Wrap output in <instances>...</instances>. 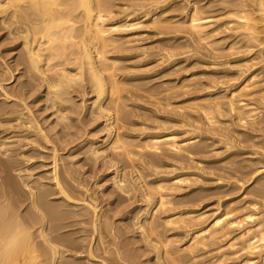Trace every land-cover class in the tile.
Instances as JSON below:
<instances>
[{
	"label": "bare ground",
	"instance_id": "1",
	"mask_svg": "<svg viewBox=\"0 0 264 264\" xmlns=\"http://www.w3.org/2000/svg\"><path fill=\"white\" fill-rule=\"evenodd\" d=\"M116 1L117 0H0V21L7 30V37L8 39L11 38L20 42L13 50H18L15 61L17 65L23 66L21 77H24L25 80L19 83L18 90H15L16 94L15 91L13 93L16 98L23 99L24 95L26 97V93L42 89L36 101L43 102L44 108H41L50 111V115L54 117V123L61 125L59 127L61 128V130L59 129L60 131L53 130H55V132L57 131L56 135L59 137L60 142L62 140L65 142H63V147L64 144L65 146H70L74 143L73 145L76 147H80L81 149L86 148L87 151L84 150L86 153L83 152L84 154L89 153L86 155V159H101L103 166L114 169L112 182L116 191L115 194L118 192L120 195L118 198L120 199L109 204V206L112 204L116 206L115 208H111V212L117 209L120 203L124 201L121 197L124 193H129L127 191L128 187L133 188V191L137 192L139 201L144 205H142L138 211L136 208V213L133 212V210L126 212H128L127 214L129 216L131 215L129 213L134 214L128 217L130 219L129 229H133L134 232L136 231V233H138V244L139 246L141 244V246L136 249L142 252L141 256L144 257V255H147L149 257L152 254L153 258H151L153 262H155L154 264H196L197 260H200L199 257L201 258L202 255L198 254L201 252L199 250H206L209 245L212 246L214 243L216 245V242L220 241L219 239L222 237H226L231 232L237 231L236 235L230 238L226 245L223 244L227 246L228 250H234L233 253H231L234 254V256L242 254L240 256L241 260L239 261L235 258V261L238 260V263H233L264 264V218L259 216L264 215V213L262 214V211H264V0H144L141 3H133L134 1L128 3V1L125 7L119 9L118 14L114 13L115 10H113V8L115 9ZM123 2H125V0ZM180 9L182 12L185 10V21H173L165 18V14L172 11L180 12ZM117 10L118 9H116V12ZM218 11H220L221 15L216 14L219 13ZM166 22L184 24L183 28L191 36L190 41L199 47H213L212 49L214 51H218L221 50L219 42L214 44L217 47L212 45L215 38H218L215 42L219 40L225 43L227 40H230L228 52L231 50H240L241 53H245L244 55H246L247 58L244 59V61H246L247 64L245 68L242 66L241 68L239 66L237 68L235 67L236 65L234 66L229 60L225 62L222 61L223 63L220 65L221 67L223 66L222 73H224V75L222 74V76L227 78L231 72H234L237 76H232L231 73V80L228 79L230 77L227 78L229 81L224 78L223 81L225 82H220L221 85L224 84L221 88L216 87L219 79L216 80L215 78L216 86H209L207 90V85H201L202 87L206 86L205 88L207 91L204 90L206 93L198 96L196 100L201 99L200 101H197V103H190L191 101L189 100L190 104L186 105H183L182 102L183 106L179 105V109L182 110L181 113L178 111L179 114L175 117H166V120L171 125L166 127L159 126L162 130L161 132H145V137L141 138L140 134H143V132L140 134L138 133V135H133L135 131L133 133L131 132L132 134L129 132L133 128H129L130 130L125 128L126 124H131L133 121L132 119H134L133 117L142 115L143 117H148V119L150 117H155L163 120H165V117L159 115L162 114L160 110L155 111V109H151L150 105H147L150 108H146V105V107L139 105L141 104V98L138 99V102H135V100L142 96L144 99L145 97L148 99L149 96H153L155 98L152 99H155L154 102L156 105L164 106L162 104L165 102V98L169 97L177 87L182 90L181 92L183 93L179 95V97H183L184 93H187V91L192 92V90L195 89L196 79L194 80L190 76L191 80H189V78L188 81L185 82V80H187L186 78L180 85L175 84V87H165L166 84L154 88L149 86L146 87L147 85L143 87L145 85L144 83H142L144 85L135 86L131 83L130 76H128L130 77L129 80L128 78L122 79V76L119 75V71L121 70H119L120 64L118 65V60L110 57L109 54L112 51H116L120 55V53L126 51V55V53L130 51V53L137 52L140 53L141 56H144L147 50L138 46L140 38L136 30L139 25L144 23L155 25L156 35H163L165 34ZM2 24H0V26ZM168 28H172V26ZM187 41L189 42V40ZM159 42L162 43L163 46L161 47L162 51L159 50L160 52L170 47L165 55L159 58L156 57L160 60V62H158L160 66L166 63L165 61H172L171 58L177 55V53L173 51V48H178V51L181 45L189 47L191 43L186 41L185 43H180V41L172 44L169 39L165 40V38L162 37L158 40V43ZM204 47L203 49L208 50ZM222 48L224 47L222 46ZM132 50H134V52H131ZM159 51L157 52L159 53ZM157 52L153 53L158 54ZM205 52L207 53V51ZM240 52L238 53L241 54ZM218 53H220V51ZM156 54L153 55L156 56ZM147 55L149 56V54ZM151 55L152 52L150 56ZM166 55L167 58L165 57ZM217 55L218 54L214 55V57ZM146 57L147 56H145V58ZM164 57L165 59H163ZM176 57H178V55ZM189 57H191V55L188 56V58ZM222 59H224V57ZM132 60L135 59L133 58ZM176 60L175 62H177ZM213 60L215 59L213 58ZM136 63L137 62H135V64ZM251 63L254 64V66H258H256V69H254L255 67L252 68L254 69L253 71L250 70ZM8 66L9 65H7V69L5 66V69L6 73L10 74L8 72L12 73V71ZM140 66L142 67V65ZM210 68H212V64ZM125 69L126 68L123 70ZM127 70L129 71L130 69H126V71ZM145 71L150 72V69L147 68ZM142 72H144L143 69L141 73ZM157 72L155 68L153 73L156 74ZM170 74H172V70ZM192 76L194 75L192 74ZM5 77L4 74V77H2L3 80H0V91H3L4 96L7 97L10 92H7V89L5 91V85H7L5 83L11 76L9 79ZM159 78H157V81ZM208 79L211 80L210 78ZM86 80L87 84L88 82L90 83L89 87L94 93V99L88 107L83 108L81 111L74 101L73 93L75 91L86 93ZM212 80L208 82V84L212 83ZM140 82L141 81H139V83ZM158 84L160 83L158 82ZM193 85L194 88L190 91L188 88H191ZM197 86L198 85H196V87ZM199 87L200 86H198V88ZM136 89L139 91V94L136 95L139 97L132 94ZM138 91L136 93H138ZM140 91H145L146 93H140ZM201 91H198V94H200ZM193 93L194 91L192 94L190 93V95H193ZM14 94L13 97H15ZM134 96L137 98L134 99ZM13 97L10 96L11 99ZM177 97L172 99L178 100L179 97ZM19 99L17 100L20 101ZM167 99L166 102L169 103L170 101H167ZM172 99L171 101H173ZM193 100L194 98L192 101ZM2 102L6 104L4 100ZM186 102L188 101L185 100V103ZM12 103L14 106L11 107H9L10 105L0 106L2 116L4 114L8 117V114L13 115L18 113L14 115L16 119L20 121L22 125H25L24 127H28L27 129H29V132H35L32 133L33 135L39 134L40 136H38L40 138H37L41 141L44 139L46 142L47 135L43 133L44 131L42 128L35 124L36 122L32 119L26 117L27 113H25L26 115L24 112L19 113V111H21L18 110V105H20V103L18 104L17 101ZM151 103H153V101ZM24 106H26V104ZM173 106H175L176 109L178 108L177 105ZM26 109L27 108H23L22 111ZM194 109L196 112L193 111ZM142 110L145 111L143 112ZM197 110L201 112L199 113ZM194 112L199 113V115L202 113V116L198 118ZM225 114L230 116V118L227 119H230L229 121H231L233 125L244 126V131H238L235 128H224L225 131H228L225 132L222 127L223 131H221V128V130L215 128L216 126L214 125L219 122L216 118H218V116L224 117L223 115ZM74 115H76V117ZM98 118L104 120V128L107 132L102 141L93 140L89 134L85 132L87 129L84 128L87 121ZM79 121L82 122L81 126L77 125ZM0 123L2 122L0 121ZM16 123L17 122H15V124ZM21 123H18V125H21ZM229 123L230 122H228V124ZM228 124L227 126H229ZM1 125L4 126V124ZM19 126L17 127L18 129ZM73 128L74 130L76 128L77 131H70ZM19 130H21V126ZM18 131L17 135L19 136L20 133L18 134ZM23 131L25 132V129ZM23 131L21 135H24L22 134ZM232 134L238 135L237 137H243L240 142L246 145H241L240 149H237L238 145L233 146V142L230 144L229 140H232ZM21 135L20 138H23L24 136L21 137ZM53 136L55 137V135ZM9 138L14 139V135ZM35 138L33 136V139ZM137 138L139 139L137 140L138 142H136ZM27 139L25 138L23 140L28 142ZM33 139L30 140V142L32 141L31 144L37 141H33ZM23 140L20 141L23 143ZM55 140H57V143L59 142L58 138ZM78 140L79 142H77ZM26 141L25 143H27ZM216 141L232 145L226 148L229 154L227 158L207 161L206 158L209 156L206 155V157L204 155L208 153L207 149H210L209 142L215 143ZM0 143H2V141ZM8 144H10V142ZM28 144L30 145V143ZM34 144H39V142L37 141V143ZM59 144H62V142ZM13 145L12 143V146ZM3 146L4 145H2V147ZM5 146L7 145L5 144ZM25 146L27 147L28 145H24V147ZM35 146L37 145L33 147ZM73 147L71 146V148ZM9 148L10 147H8L7 152H9ZM62 149H65V147ZM3 150L6 151L5 149ZM38 150L35 151L37 152ZM4 151H2V153L7 157L9 154L7 155ZM15 151L17 150H12V152ZM54 152L55 153L52 152L54 154V164L52 166L53 182L56 189L55 194L56 196H60L58 198H60L59 201H61V203L53 204V202H50L51 199L49 200L48 198L49 196L51 198L54 192L52 193V190L45 187L46 184L42 183L44 179L42 180L39 178L42 180L41 183L37 182L40 184L39 189L37 191H35V189L32 191L30 188L31 190H28L29 192L26 191L28 192V197H26V199L27 201L29 200V202L25 200L28 204L27 209H25L26 212L21 209L19 210L22 212L19 211L17 205H19V202L26 196L22 185H25V188H27L28 184L30 185L29 176L28 181L23 178L24 181L22 182L21 180H16L11 174V170L15 167V165L13 166L15 161H12V163L10 158L9 161L0 159V172L2 173V171H4L5 173V176H2L3 179L0 181V198L2 199L0 202V264H82L81 262L83 261L94 263L96 259H98V261L100 260V264H137V262L135 263L138 258L137 254L130 253L131 251L129 252L127 244L119 246L118 239H122L123 236H119L120 234H118V232H120V230L116 232V228L110 222L111 216L109 217L107 214L109 210L107 209V211H105L106 209L104 210L100 207L101 202L98 204V200H101L91 191L92 189L84 187L82 183L79 182L80 178L78 177V179L76 177L78 175L75 169L73 170L72 167L67 166L68 163L60 159L62 157L61 155H59L61 157L58 156L59 159L65 161L67 165L64 163L62 166H59L56 159L58 158L57 150ZM245 155L247 157H245ZM8 157H10V155ZM167 159L173 161V163L168 164V166L174 168V170L169 172L173 173L170 176H165L164 172H160L157 169V166L161 163H165ZM190 162L196 163L194 169L201 171L202 174L205 173V166L201 169L200 164L204 165L206 163H208L207 168L209 170L226 171L225 169L232 168L235 173H241L243 175L242 178L246 179V181L242 179L243 182L238 181V186L235 185V183L231 185L234 189L239 187L240 189L246 190L245 193L252 197L249 203L251 207L246 212L239 213L236 216H234L235 214L233 211L237 209L241 211L243 207H228L229 210L223 213L222 211L214 212L210 216L207 212H201L198 208L196 209V205H198V207L201 206H199L201 202L199 204L198 202L201 200L203 201V199L209 196H217L218 203H221L220 199L229 195V189L228 186L223 185V182L226 180L223 181L224 178L222 176H216L215 183L217 182V185L214 186V188L211 187L212 189L203 185L186 193H182L181 195L176 194V191L183 186V178L190 180L192 177L191 175H193V173H191L193 167L187 165L190 164ZM193 163L191 164L193 165ZM154 167L155 169H153ZM229 172L231 174V171ZM154 175L157 177L156 179L152 178ZM198 176L202 177L201 173ZM208 178L210 179V177ZM34 182V184H36V181ZM247 182H252V184L249 187H245ZM32 188L36 187L32 186ZM189 204H194L192 208L195 209L188 210L187 207L182 206H189ZM259 204L260 206L257 207ZM259 207H263L260 208V210L262 209L261 212H259ZM184 208L187 209L185 210ZM219 208L220 207H218V209ZM232 213L234 215L231 216ZM206 214L209 217H206ZM68 218H76V220H78L77 222L82 224L83 229V226H90L88 229L90 232L84 231L87 235L88 233L90 234V238L86 235L85 241L87 242H84V239H82V242H79L77 239H74V237L65 234L66 232H61L64 228L72 226V222L67 224L66 220ZM71 221H73V219ZM88 226L85 228H88ZM253 226H256L254 230ZM79 231L80 230H78V232ZM170 232L173 234H169ZM182 232L186 234L187 232L191 233L185 247L177 244L180 242V239L178 241V234ZM78 236H80V234H78ZM182 236H180L181 239ZM87 238L90 239L89 242ZM125 243H127V241ZM132 245L134 247L136 246V244ZM225 246H220L218 249L221 250ZM131 247L130 250H132ZM125 249L126 251L124 252ZM215 249L216 253H220L217 254L219 255L218 260L208 261L204 264H219V262H222L231 251L228 252L225 248L226 250H224V252L222 251V253L218 251L216 247ZM225 251L228 253L225 254ZM206 252L207 251L204 253ZM231 254L229 256H231ZM233 260L234 259L231 261ZM138 262L140 261L138 260ZM199 262L200 261H198V263ZM88 263L86 262V264ZM95 264L98 263L95 262Z\"/></svg>",
	"mask_w": 264,
	"mask_h": 264
},
{
	"label": "rangeland",
	"instance_id": "2",
	"mask_svg": "<svg viewBox=\"0 0 264 264\" xmlns=\"http://www.w3.org/2000/svg\"><path fill=\"white\" fill-rule=\"evenodd\" d=\"M122 1V0H121ZM121 1H116L115 2V9L113 8V10H115L114 11V13H116V14H118L119 13V9H122L123 7H125V5L126 4H128V3H132V1H134L133 3H141V2H143L144 0H125V2H121ZM129 1V2H128ZM148 1H151V0H148ZM152 1H154V0H152ZM128 2V3H127ZM125 3V4H124ZM117 6V7H116ZM116 9H118L117 10V12H116ZM184 12H185V10H183V12L181 11V9H180V12H178V11H175V12H169V13H167V14H165V18H168V20H173V21H180V22H183V21H185L186 20V18L184 17ZM219 13H216V14H220L221 15V13H220V11H218ZM223 15V14H222ZM0 19H1V16H0ZM184 19V20H183ZM0 24H2L1 23V21H0ZM169 26H172V28H168ZM138 27V26H137ZM175 27V28H174ZM184 27V24H182V23H165V34H163V35H156V29H155V25H151V24H148V23H144V24H141V25H139V27H138V29L136 30L137 32V34L139 35L138 37L140 38V41L138 42V46H140L141 48H144V49H146L147 51H146V53L144 54V56H141V54L140 53H137V52H134V50H132L131 52H134V53H137V54H134V53H130V51L128 52V53H126V55H125V52L123 53H120V55H121V57H120V55H119V53L118 52H116V51H112L110 54H109V56L110 57H113V58H116L117 60H118V65H119V67H120V69L119 70H121V71H119V75L120 76H122V79L123 78H128V80L130 79V77H131V83L133 84V85H135V86H137V85H144L143 87H145L146 85V87H156V86H159L160 87V85L162 86V84H166V86L165 87H167V86H172V87H175L176 85L175 84H177V85H180L186 78H187V80H185V82L186 81H188V79L189 80H191V77H192V79H196L195 81H196V83H195V89L194 90H192L193 88H194V85L193 86H191V88H188L190 91L192 90V92L194 91V93H193V95H190V93L192 94V92H189V91H187V93H184V98L182 99L181 97H179V95H182L183 93L181 92L182 90H180V89H178V87H177V89H174L175 90V92H174V90H173V92H172V96L171 95H169V97H172V98H174L175 99V97H177L178 98V100H174V99H172V98H169V97H167V98H165V102L162 104V105H164V106H159V105H156V103L154 102V100L155 99H152V98H155V97H153V96H149L148 97V99H146L147 97H145V99H144V97L142 98V97H139V96H137L138 94H139V91L137 90L138 89V87H137V91H138V93H136L137 91L135 90V92L133 91V93L132 94H135V96H137V97H139V98H137V100H135V102L137 101L138 102V99H140V103L141 104H139V105H142L143 107L146 105H150V107H151V109H155V111H157V110H160V112L162 113V114H159V115H163L164 117H165V120H163V119H159V118H155V117H150L149 119H148V117H143L142 115L141 116H135V117H133L134 119H132L131 121V124H126V129H132V130H130L129 132H130V134H132L134 131H135V133H133V135L135 134H137L138 135V133L140 134L141 132H143V134H140L141 136V138H143V137H145V135H146V133H148V132H151V133H157V132H161L162 130L159 128V126L160 127H163V126H169V125H171L167 120H166V117H175L177 114H179V113H181L182 112V110L181 109H179V107L182 105V102H183V105H186V104H190V103H197V101H200L201 99H199V100H196L197 98H198V96H200L201 94H204V93H206L205 91H207L208 90V88H209V86H216L215 85V83H216V81L214 80V78L216 79V80H218V82L220 83V82H222L223 80H224V78L227 80V78L228 77H230V78H228V79H230L231 80V73H232V76L234 75V76H237V75H235L234 74V72H231L228 76H227V78L226 77H224V76H222V74L224 75V73H222V69H223V66L221 67L220 65H221V63H223V62H225V61H228L229 60V62L230 63H232L235 67H237L238 68V66L241 68V66L243 67V68H245V66H246V64H247V62L246 61H244V59H246L247 57H246V55H244L245 53H241L240 52V50L238 51V50H231L230 52H228V50H229V48H228V45H229V41L230 40H227L225 43H223V41H217V42H215V40H217L218 38H215V40H214V43L212 44V45H214V44H217L218 42H219V47H220V49L221 50H218V51H214L212 48H208V47H206L208 50H206V49H203V47L204 46H201V47H199V46H196V44L195 43H192L191 41H190V35L188 34V32H186V30L183 28ZM131 32V31H130ZM161 37L162 38H165V40H170V42L173 44V43H177V42H180V43H185V41L186 42H188L187 40H189V42H191L189 45V47L188 46H185V45H181V47H183V48H181V47H179V50L177 51V49L178 48H173V51L174 52H176L177 53V55H178V57H173V58H171V60L172 61H165L166 63H164V64H162L161 66L159 65L160 63H158V62H160V60L158 59L160 56L162 57L163 55H165L166 54V52L167 51H169L168 49H170V47L168 48V49H165V51H163V52H160V51H162L161 50V47H163L162 46V43H158V40L159 39H161ZM188 42V43H189ZM20 42H18V41H16V40H13V39H11V38H9L8 39V37H7V30L4 28V26H3V24L0 26V73L2 74V71H3V76L0 74V76H1V79L0 80H3L2 79V77H4V74H5V78L6 79H9L10 78V76H11V78L9 79V80H7V82L5 83V84H7V85H5V91H6V89H7V92H10V93H8V95L9 96H4V92L3 91H0V106H2V105H5V106H9V107H11V106H14V105H12L13 103L12 102H15V101H17V103L19 104L20 103V105L21 104H23V105H18V110H21V111H19V113L20 112H24V114L25 113H27V115H26V117H28L29 119H32L34 122H36L35 124H37L38 126H40L41 128H42V130L44 131L43 133H45L46 135H47V140H46V142H45V140L44 139H42V141L39 139L40 137V135L39 134H32V133H35V132H29L28 130L29 129H27L28 127H24L25 125H22V123L20 122V121H18L17 119H16V116H14V115H17V114H8V117L7 116H5L4 114H3V116H2V112H0L1 114V116H0V119L1 118H7V120H6V118H5V122L7 123V121H8V125L4 122V118L3 119H1L0 121L2 122V123H0V142L2 141V143H0V148L2 147V145H4L5 146V144L7 145V146H3L2 148H1V150H0V159L1 160H3L4 159V161L5 160H10L11 159V162L13 161H15L14 163L15 164H13V166L15 165V167H13V169L11 170L12 172H11V174H12V176H13V178L15 177L16 178V180H18V181H20L21 180V182L22 181H24L25 179L28 181V176H29V182H30V185H29V187H28V185H27V188H25L26 186L25 185H22L23 186V191L26 193V196H25V198H23L24 199V201H23V199L21 200V202H19V205H17L18 206V210L19 209H21L22 211L24 210V212H26L25 211V209H27V207H28V204H27V202H29V200L27 201V199H26V197H28V192L32 189V191L35 189V191H37L38 189H39V185L40 184H38L39 182L41 183V181H42V183H44V184H46V188L47 189H50V190H52V193H53V195H51V198H50V196H49V200H50V202H53V204H60L61 203V201H59L60 200V198H58V197H60L59 195L58 196H56V189H55V186H54V182H53V164H54V154L53 153H55L54 151L55 150H57V157L59 156V155H61V156H59V157H61L60 159H63V160H65L67 163H68V165H67V163H65V161H63V160H60L59 159V157L58 158H56L57 159V163L59 164V166H62L64 163H65V165H67V166H69V167H72V169L74 170L75 169V171H76V173H77V175L78 176H76L78 179H79V182L80 183H82V185L84 186V187H86V188H89V189H92L91 191H93L94 193H95V195H97V197L101 200V201H99L98 200V204L101 202V204H100V207H102L105 211H107V209L109 210V212H107V214H108V216L110 217L111 216V220H110V222L113 224V226L116 228L115 230H116V232H118L117 230H120V232H118V234H120L119 236L121 237V236H123V238L121 239V238H119L118 239V241H119V246H122V245H128L127 247H129V252L130 253H135V254H137V259L140 261V262H138V260L136 259V261H135V263L137 262V264H154L155 262H153V260H152V258H153V255L151 254H148V255H150L149 257L147 256V255H144V257L143 256H141V254H142V252L139 250V249H136L137 247L139 248L140 246H141V244H140V246H139V244H138V233H136V231L134 232L133 231V229H129V227H130V219L128 218V217H130V216H132V214L133 213H129V214H131L130 216L127 214L128 212H126V211H132L133 210V212H137L138 211V209H140L141 208V206L142 205H144L141 201H139V199H138V195H137V192H135V191H133L134 189L133 188H131V187H128L127 188V191L129 192V193H124L123 195H122V197L121 198H123L124 199V201L122 202V203H120V205L118 206V208L117 209H115L114 211H112L111 212V208H115L116 206H114L113 204V206L112 205H110L109 206V204L110 203H113V202H116V200L117 199H120V198H118V196H120L119 195V193L117 192V194H115V189H114V185H113V182H112V177L114 176V169H109V168H107L106 166H103V164H102V161H101V159H98V160H93V159H90V158H88V159H86V155H88L89 153H87V154H84L83 152H85L86 153V148H84V149H81L80 147H76L75 145H73V144H71L70 146L68 145V146H65V144H64V147H65V149H62V148H64L63 147V140L61 141L62 142V144H59V143H61L60 142V140H59V137L56 135V133H57V131H60L61 130V128H59L61 125H57L56 123H54V117H52L51 115H50V111H46V110H44V109H42L41 107H43V102H41V101H36V98H37V96L39 95V93H40V91H42V89H37V90H34V91H31V92H29V93H26V97H25V95H24V97H25V99H24V97H23V99H19L18 97L16 98V96H15V94H16V91L18 90V85H19V83L21 82V81H23V80H25V78L24 77H21V73H22V68H23V66H20V65H17V63H16V58H17V51L18 50H13L14 49V47H16L18 44H19ZM161 44V45H160ZM160 46V49H159V46ZM224 47V48H222V46ZM185 46V47H184ZM192 46V47H191ZM195 46V47H194ZM215 47H217L216 45H214ZM204 47V48H205ZM218 47V48H219ZM167 48V47H166ZM197 48V49H196ZM199 48V49H198ZM203 49V50H201V49ZM226 48H228V49H226ZM175 49V50H174ZM185 49V50H184ZM210 49H212V50H210ZM223 49H225V50H223ZM160 50V51H159ZM181 50V51H180ZM183 50V51H182ZM136 51V50H135ZM157 51H159V53L157 52ZM172 51V52H173ZM205 51H207V53L205 52ZM208 51H210V52H208ZM212 51V52H211ZM220 51V53H218ZM116 52V53H115ZM151 52H152V57L150 56V54H151ZM153 52H157L158 54H156V53H153ZM165 52V53H164ZM170 52H171V50H170ZM186 52V53H185ZM199 53V54H197V53ZM238 52H240L241 54H239ZM163 53V54H162ZM183 55H182V54ZM185 53V54H184ZM210 53V54H209ZM213 53H215V54H213ZM228 53V54H227ZM234 53V54H233ZM147 54H149V56L147 55ZM153 54H156V56L155 55H153ZM161 54V55H160ZM180 54V55H179ZM192 54H195V55H192ZM197 54V55H196ZM216 54H220L219 55V57H218V55L217 56H215L214 57V55H216ZM230 54V55H229ZM236 54V55H235ZM243 54V55H242ZM191 55V57H189L188 58V56H190ZM209 55V56H208ZM210 55H212V56H210ZM232 55H234V56H232ZM115 56V57H114ZM134 56V57H133ZM138 56V57H137ZM141 56V57H140ZM145 56H147L146 58H145ZM186 56V57H185ZM200 56V57H199ZM118 57V58H117ZM125 57H126V59H125ZM128 57H129V59H128ZM156 57H158V58H156ZM166 58H167V55L165 56ZM165 57L163 58V59H165ZM216 57H217V59H216ZM224 57V59H222V58ZM226 57V58H225ZM135 59V60H132V59ZM136 58H138V59H136ZM142 58H144V59H142ZM185 58V59H184ZM197 58V59H196ZM198 58H200V59H198ZM213 58L215 59V60H213ZM142 59V60H141ZM156 59V60H155ZM177 59V60H176ZM181 59V60H180ZM221 59V60H220ZM231 59V60H230ZM122 60V61H121ZM129 60H132V61H129ZM139 60V61H138ZM167 60V59H166ZM174 60V61H173ZM175 60L177 61V62H175ZM184 60H186V61H184ZM144 61V62H143ZM182 61V62H181ZM212 61H213V63H212ZM219 61V62H218ZM223 61V62H222ZM3 62V63H2ZM122 62V63H121ZM135 62H137L136 64H135ZM155 62H157V63H155ZM210 62H211V64H212V68H210L211 67V64H210ZM214 62H215V64H214ZM141 63V64H140ZM147 63H149V64H147ZM151 63V64H150ZM174 63V64H173ZM176 63H177V65H176ZM195 63V64H194ZM197 63V64H196ZM204 63V64H203ZM5 64H7V65H9L8 66V68H10L11 69V71H12V73L11 72H8V73H10V74H7L6 73V69H7V65H5ZM125 66H124V65ZM126 64H127V66H126ZM155 64V65H154ZM250 64V63H249ZM129 65H131V66H129ZM136 65V66H135ZM140 65H142V67L140 66ZM145 65V66H144ZM158 65V66H157ZM176 65V66H175ZM207 65V66H206ZM216 65V66H215ZM252 65V66H251ZM251 65H250V70L251 71H253L254 69H256L258 66L257 65H255L254 66V64H252L251 63ZM5 66H6V69H5ZM163 66V67H162ZM175 66V67H174ZM210 66V67H209ZM257 66V67H256ZM3 67V68H2ZM122 67V68H121ZM128 67H130V68H128ZM136 67V68H135ZM139 67V68H138ZM161 67V68H160ZM214 67H216V68H214ZM218 67H220V68H218ZM249 67V66H248ZM255 67V68H254ZM124 68H126V69H130L129 71L127 70L126 71V69L125 70H123ZM138 68V69H137ZM150 69V72H146L145 71V69ZM152 68H154V69H152ZM155 68H156V70L158 71L156 74H154L153 73V70L155 71ZM252 68H254V69H252ZM2 69V70H1ZM142 69H143V71L144 72H142L141 73V71H142ZM161 69V70H160ZM217 69V70H216ZM5 70V71H4ZM140 70V71H139ZM171 70H172V74H173V70H174V74L172 75V74H170V72H171ZM177 70V71H176ZM221 70V71H220ZM124 71V72H123ZM137 71V72H136ZM168 71H170V72H168ZM122 72V73H121ZM125 72H127V73H125ZM134 72V73H133ZM136 72V73H135ZM140 72V73H139ZM165 72V73H164ZM168 73V75H167V73ZM151 73V74H150ZM159 73H160V75H159ZM215 73V74H214ZM126 74V75H125ZM136 74V75H135ZM145 74V75H144ZM146 74H147V76H146ZM192 74L194 75V76H192ZM209 74V75H208ZM213 74V75H212ZM220 76H219V75ZM124 75V76H123ZM135 75V76H134ZM162 75H164V76H162ZM177 75V76H176ZM126 76V77H125ZM128 76H130V77H128ZM133 76V77H132ZM137 76V77H136ZM151 76H153V77H151ZM158 76V77H157ZM191 76V77H190ZM198 76V77H197ZM217 76V77H216ZM148 77V78H147ZM150 77V78H149ZM160 77V78H159ZM201 77H203V78H201ZM4 78V79H5ZM133 78V79H132ZM139 78H140V80H139ZM153 78V79H152ZM154 78H155V80H154ZM157 78H159L158 79V81H157ZM162 78V79H161ZM175 78V79H174ZM177 78V79H176ZM182 78V79H181ZM184 78V79H183ZM198 78V79H197ZM208 78H210L211 80H212V83H209V84H212V85H209L208 84V82H210L211 80H209ZM234 78V77H233ZM138 79V80H137ZM147 79V80H146ZM152 79V80H151ZM180 79V80H179ZM205 79H206V81H205ZM133 80V81H132ZM143 80V81H142ZM168 80H169V82H168ZM176 80V81H175ZM202 80V81H201ZM207 80H209V81H207ZM221 80V81H220ZM139 81H141L140 83H139ZM152 81V82H151ZM213 81H215V82H213ZM227 81H229V80H227ZM87 82V80L85 81V83ZM137 83V84H135V83ZM158 82L160 83V84H158ZM164 82V83H163ZM168 82V83H167ZM184 82V83H185ZM207 82V83H206ZM217 82V88H221L224 84H222L221 85V83L219 84ZM223 82H225V81H223ZM84 83V84H85ZM142 83H144V84H142ZM174 85H173V84ZM179 83V84H178ZM200 85H199V84ZM203 83V84H202ZM4 84V83H3ZM87 84V83H86ZM158 84V85H157ZM169 84V85H168ZM207 85L208 87H207V90H206V86H204V87H202L201 85ZM154 85V86H153ZM196 85H198V86H200L199 88H198V86L196 87ZM87 86V90H86V93H83V92H74L73 93V96H74V101H75V103L77 104V106L79 107V109L82 111V109L83 108H85V107H88L89 106V104L92 102V100L94 99V93L91 91V88L89 87L90 86V83L88 82V84L87 85H85V87ZM140 88V87H139ZM203 88V89H202ZM213 88V87H212ZM187 89V90H188ZM211 89V88H210ZM209 89V90H210ZM8 90H10V91H8ZM16 90V91H15ZM75 90V89H74ZM74 90H71V91H74ZM176 90H177V92H176ZM197 91V93H196V91ZM201 90H203V91H201ZM205 90V91H204ZM12 91V92H11ZM15 91V94L13 93ZM198 91H201V93L200 94H198ZM142 92H145V91H140V93H142ZM180 92V93H179ZM188 92H189V94H188ZM3 93V94H2ZM14 94V96L15 97H13V94ZM146 93V92H145ZM173 93H174V95H173ZM177 93H178V95H177ZM196 93V94H195ZM10 94H12V95H10ZM137 94V95H136ZM166 94V93H165ZM169 94V93H168ZM176 94V95H175ZM185 94H186V96H185ZM188 94V95H187ZM10 96H12L13 98L11 99L10 98ZM135 96L133 97L134 99H136L135 98ZM196 96V97H195ZM151 97V98H150ZM6 98H10L9 99V101L7 102V100L8 99H6ZM16 98V99H15ZM189 98H191V99H189ZM194 98V100L192 101V99ZM17 99H19L20 101H18ZM145 100V102H144V100ZM166 99H167V101L169 100L170 102L168 103V102H166ZM171 99L173 100V101H171ZM5 101L6 102V104H8V105H6L4 102H2V101ZM23 100V101H22ZM142 100V101H141ZM147 100H148V102H147ZM185 100L186 101H188V102H186L185 103ZM191 102H190V101ZM149 101H153V103H151V102H149ZM174 101H175V103H174ZM3 104H2V103ZM22 102V103H21ZM23 102H25V103H23ZM190 102V103H189ZM148 103H150V104H148ZM26 104V106H24ZM144 104V105H143ZM153 104V105H152ZM170 106H169V105ZM156 105V106H155ZM173 105H177L178 106V108L176 109V107L175 106H173ZM180 105V106H179ZM182 105V106H183ZM24 106V107H23ZM145 106V107H146ZM22 109H21V108ZM150 107H146V108H150ZM23 108H27L26 110H24V111H22L23 110ZM44 108V107H43ZM179 109V110H178ZM177 110V111H176ZM143 112L145 111V110H142ZM178 111H179V113H178ZM191 111V110H190ZM193 111H195V109L193 110ZM198 111V110H197ZM31 112V113H30ZM196 112V111H195ZM194 112V114L195 115H197V117L199 118L200 116H202V113L199 115V113L201 112V111H198L199 113H195ZM75 117H76V115H74ZM150 116V115H149ZM224 117H222V116H218V118H216V120L217 121H219L217 124H215L214 126H216L215 128H217L218 130H221L222 128L224 129V128H226V129H233V128H235V129H237L238 131H244V129H245V127L244 126H241V125H239V126H237V125H233L232 123H231V121H229L230 119H227V118H230V116H227L226 114L225 115H223ZM15 119H14V118ZM141 117H143V118H141ZM12 118V119H11ZM137 118V119H136ZM141 118V119H140ZM147 118V119H146ZM221 118H223V119H221ZM220 119V120H219ZM226 119V120H225ZM3 120V121H2ZM85 121H87V120H85ZM104 120L103 119H94V120H89V121H87V123H86V126L84 125V128L85 129H87V130H85V132H87L88 134H89V136L93 139V140H96V141H102V139L105 137V135H106V130H105V128H104V125H105V123L103 122ZM15 122H17L16 124H15ZM220 122H222V123H220ZM228 122H230L229 124H228ZM11 123V124H10ZM12 123H13V125H14V127H13V125H12ZM18 123H21V130L23 131L24 129H25V132H26V134H25V132L23 131V133L22 134H24V135H21V130H19L20 129V126L18 125ZM81 123L82 122H80L79 121V123H77V125H80L81 126ZM134 123V124H133ZM226 123V124H225ZM1 124H4V126L3 125H1ZM133 124V125H132ZM227 124L229 125V126H227ZM19 126V129L17 128L18 126ZM57 125V126H56ZM127 125H128V127H127ZM220 125H222V126H220ZM225 125V126H224ZM15 126H16V128H15ZM24 128H23V127ZM44 127V128H43ZM56 127V128H55ZM222 127V128H221ZM228 127V128H227ZM52 128V129H51ZM221 128V129H220ZM242 128V129H241ZM26 129H27V131H26ZM51 129V130H50ZM53 129H55V130H57L56 132H55V130H53ZM60 129V130H59ZM223 129L221 130V131H223ZM19 130V131H18ZM12 131H13V133H12ZM17 131H18V134H19V136L17 135ZM33 131V130H32ZM50 131V132H49ZM52 131V132H51ZM70 131H74V132H76L77 130H76V128H75V130H74V128L73 129H71ZM224 131H225V129H224ZM227 131V130H226ZM225 131V132H226ZM16 132V133H15ZM49 132V133H48ZM54 132V133H53ZM132 132V133H131ZM146 132V133H145ZM228 132V131H227ZM11 133V134H10ZM15 133V134H14ZM28 133H29V135H28ZM13 137V135H14V139H12V138H9V137H11V136ZM20 135H21V137H23V138H20ZM26 135V136H25ZM39 135V136H38ZM53 135H55V137L53 136ZM233 135V137H232V140H229V142H230V144H232V142H233V146H237V149H240V146L242 145H246L245 143H243V142H240V140L242 141V138H241V136H239V137H237L238 135H234V134H232ZM32 136V137H31ZM33 136H34V138L35 139H33ZM49 136H50V139H49ZM6 137V138H5ZM16 137H19V138H16ZM37 137H39V138H37ZM52 137V138H51ZM8 138V139H7ZM27 139L28 140V142L27 143H25V141L23 140V139ZM30 138H32L33 139V141L34 140H37L38 142H39V144H34V143H37V141L35 142H33L32 144H31V142H30V140H32V139H30ZM58 138V140H59V142L57 143V140H55V139H57ZM70 138V137H69ZM238 138H239V140H238ZM10 139V140H9ZM17 139V140H16ZM4 140V141H3ZM7 140H9V141H7ZM12 140V141H11ZM15 142H14V141ZM20 140H23V143L20 141ZM40 140V141H39ZM137 140H139L138 138L136 139V142H138ZM7 143H6V142ZM10 142V144H8ZM77 142H79V140L77 141ZM228 142V143H229ZM3 143H5V144H3ZM12 143L14 144L13 146H12ZM28 143H30V145L28 144ZM41 143H42V146H41ZM65 143V142H64ZM58 144V145H57ZM75 144H77V143H75ZM24 145H28L27 147L25 146L24 147ZM34 145H37V146H35V147H33ZM40 145V146H39ZM209 145H210V149H207V151H208V153L207 154H205L204 156H209V157H207L206 158V160L207 161H216V160H220V159H223V158H227V156H228V154H229V152H227L226 150V148L229 146H232V145H229V144H225V143H219L218 141H216L215 143H212V142H209ZM227 145V146H226ZM24 148H23V147ZM71 146L73 147V148H71ZM213 146V147H212ZM8 147H10L9 148V152H7V149H8ZM19 147H20V149H19ZM42 147V148H41ZM58 147V148H57ZM221 147V148H220ZM32 148V149H31ZM36 148V149H35ZM39 150H38V149ZM77 148V149H76ZM3 149H5L6 151H4ZM22 149H24V150H22ZM29 149V150H28ZM33 149H34V151H33ZM54 151H53V150ZM12 150L14 151V150H17V151H15V152H12ZM35 150H38L37 152L35 151ZM84 150H86V151H84ZM2 151H4V153H7V155L9 154L10 155V157H6V156H4V154L2 153ZM17 152V153H16ZM21 154H20V153ZM53 152V153H52ZM27 153V154H26ZM39 154V155H38ZM219 154V155H218ZM21 155V156H20ZM33 155V156H32ZM51 155V156H50ZM53 156V157H52ZM245 157H247L246 155H245ZM10 158V159H9ZM204 158V157H203ZM13 159H15V160H13ZM12 162V163H13ZM169 163H173V161L171 160V159H167L166 161H165V163H161L159 166H157V169H158V171H160V172H164L165 173V176H170V175H172L173 173H169L171 170H174V168L172 167V166H168V164ZM191 163H193V162H190V164H187V165H191L192 167H193V169H191L192 171H191V173H193V175H191L190 177H191V179L190 180H188V179H184L183 178V182H182V184H183V186L181 187V188H179V190H177L176 191V194H178V195H181L182 193H186V192H188V191H191V190H193L194 188H197L198 186H205V187H208L209 189H212L211 187H213L214 188V186H216L217 185V182L215 183V181H216V179L215 178H217L216 176H222L223 178H224V180L223 181H225V182H223V185H226V186H228V196H226V197H223V199H220V201H221V203H218V200H217V196H209V197H207L206 199H203V201L201 200V201H199L198 202V204H199V206L200 207H198V205H196L197 207H196V209L198 208L199 209V211H201V212H203V211H205V212H207V214L210 216V215H212L214 212H221L222 211V213L223 212H225V211H227V210H229V208H233V207H243V210H241V211H238L239 209H237V210H234L233 211V213L235 214H231V216L232 215H234V216H236V215H238L239 213H243V212H246L251 206H250V201L252 200V197L251 196H249V195H247L245 192H246V190L244 189H240L239 187V189L237 188V189H234V187L232 186L234 183H235V185H239V182L238 181H240V182H243V180H245L246 181V179H244V178H242L243 177V175L241 174V173H235L234 172V170L232 169V168H227V169H225L226 171H219V170H209L207 167H208V163H206L207 164V166H206V164H200L201 165V169L204 167L205 168V173H203L202 174V172L201 171H199V170H196V169H194V167L196 166V163H193V165L191 164ZM70 164V165H69ZM195 165V166H194ZM226 165V164H225ZM207 168V169H206ZM153 169H155V167L153 168ZM227 170H229V171H231V174H230V172L229 171H227ZM1 171V170H0ZM52 171V172H51ZM196 171V172H195ZM198 171V172H197ZM210 171H211V173H210ZM213 171H214V173H213ZM226 172V173H225ZM234 172V173H233ZM3 173H4V171H2V173L0 172V181L3 179V177L5 176V173H4V175H3ZM196 175H195V174ZM200 173H201V176L202 177H199L198 175H200ZM220 173V174H219ZM225 173V174H224ZM32 176H31V175ZM204 174H206V175H204ZM207 174H209V175H207ZM241 174V175H240ZM52 175V176H51ZM203 175H204V178H203ZM212 175H215V176H212ZM229 175H230V177H229ZM3 176V177H2ZM39 176V177H38ZM41 176V177H40ZM234 176V177H233ZM32 177V178H31ZM51 177H52V179H51ZM208 177H210V179L208 178ZM233 177V178H232ZM240 177V178H239ZM24 180H23V179ZM39 178H41L42 180H40ZM152 178L153 179H156L157 177L154 175V176H152ZM247 178H249V177H247ZM37 179V180H36ZM39 179V180H38ZM150 179V178H149ZM235 179H237V180H235ZM239 179V180H238ZM243 179V180H242ZM33 180V181H32ZM205 180V181H204ZM213 180V181H212ZM26 181V182H27ZM32 181V182H31ZM34 181H36V184H38V185H36V184H34L35 182ZM28 182V183H29ZM38 182V183H37ZM215 184H214V183ZM221 182V183H222ZM237 182H238V184H237ZM220 183V182H219ZM232 184V185H231ZM252 184V182H247L246 183V185H245V187H249L250 185ZM35 185V186H34ZM49 185H51V186H49ZM32 186L33 187H36V188H32ZM38 186V187H37ZM54 186V187H53ZM50 187V188H49ZM51 187H52V189H51ZM31 188V189H30ZM54 189V190H53ZM29 190V191H28ZM235 190V191H234ZM26 191H28V192H26ZM231 191V192H230ZM230 192V193H229ZM115 194V195H114ZM27 202H26V201ZM114 200V201H113ZM2 201V199L0 198V202ZM57 201V202H56ZM119 201V200H118ZM117 201V202H118ZM232 201V202H231ZM25 202V203H24ZM23 203V204H22ZM233 203V204H232ZM196 204V203H195ZM192 205H194V204H192ZM192 205H190L189 204V206H186V205H182L183 207H187L188 208V210H191V209H195V208H192L193 206ZM253 205V204H252ZM21 206V207H20ZM104 206V207H103ZM222 206V207H221ZM258 206H260V204L259 205H257V207ZM195 207V206H194ZM218 207H220L219 209H218ZM229 207V208H228ZM136 208H137V211H135L136 210ZM182 208V207H181ZM187 208H184L185 210L187 209ZM228 208V209H227ZM260 208H263V207H259V210H260ZM183 209V208H182ZM216 209H218V210H216ZM21 210H19V211H21ZM125 210V211H124ZM262 210V209H261ZM261 210L259 211V212H261ZM21 211V212H22ZM264 213V211H262V214ZM25 214V213H24ZM110 214V215H109ZM207 214H206V217H209V216H207ZM261 214V213H260ZM134 215V214H133ZM126 216V217H125ZM259 216H261L262 218H264V215H259ZM73 219V221H71ZM78 220H76V218H68L67 220H66V222H67V224L70 222H72V226L69 228V227H66V228H64L63 229V231H61V232H66L65 234H68V236H71V237H74V239H77V241H79V242H82V239H84L83 241L84 242H87V241H85V238L87 237V236H89V238H90V234L88 233V235L85 233V232H90V231H88V229L90 228V226H88V225H86V226H88V228H85L86 226H83L84 227V229L82 228V224H79L78 222H77ZM66 222L64 221V223L66 224ZM76 225V226H75ZM79 225V226H78ZM197 225V224H196ZM75 226V227H74ZM198 226V225H197ZM73 227H74V229H73ZM77 227V228H76ZM128 227V228H127ZM255 227L256 226H253V230L255 229ZM70 230H69V229ZM79 228V229H78ZM73 229V230H72ZM80 230L79 232H78V230ZM83 229V230H82ZM86 229H87V231H86ZM127 229H129V230H127ZM67 230V231H66ZM69 230V231H68ZM74 231V232H73ZM85 231V232H84ZM69 232H71V233H69ZM77 232V233H76ZM82 232V233H81ZM126 232V233H125ZM75 233V234H74ZM85 233V234H84ZM123 233V234H122ZM185 232H182L180 235L178 234V241H179V239H180V242L179 243H177V244H180L179 246H184L185 247V244L187 243V241L189 240V238H190V234L191 233H189V232H187V234L185 235L184 234ZM189 233V234H188ZM236 233H237V231H235V232H231L229 235H227L226 237H228V238H226V237H222L221 239H219L220 241H218V242H216V245H215V243L211 246V245H209V247H207V249L205 250H203V249H201V250H199V251H201L200 253H198L199 255H201V258L199 257V259L200 260H197V262H196V264H204L205 262H208V261H215L216 259L218 260V257H219V255H217L219 252H217L216 253V249H215V247L217 248V250L218 251H220V252H224V250H226L227 249V246H225L226 244H227V241L230 239V238H232V237H234L235 235H236ZM253 233H254V231H253ZM73 234V235H72ZM78 234H80V236H78ZM83 234V235H82ZM169 234H173L172 232H170ZM256 234V233H255ZM87 235V236H86ZM183 235V236H182ZM187 235H188V237H187ZM83 236V237H82ZM85 236V237H84ZM180 236H182V239H181V237ZM82 237V238H81ZM136 237V238H135ZM89 238H87L88 239V242H89ZM131 238H132V240H131ZM186 238V239H185ZM225 238V239H224ZM81 239V240H80ZM86 239V240H87ZM185 239V240H184ZM122 240V241H121ZM131 241V243H130V241ZM134 240V241H133ZM137 240V241H136ZM224 240V241H223ZM226 240V241H225ZM127 241V243H125ZM181 241H183V242H181ZM134 242V243H133ZM137 242V243H136ZM122 243H125V244H122ZM222 244V245H220V244ZM132 244H136V246L134 247ZM138 244V245H137ZM223 244H225V245H223ZM219 245V246H218ZM132 246V247H131ZM213 246H215V247H213ZM220 247V246H225V247H223L221 250L220 249H218V247ZM130 247H131V249L132 250H130ZM134 247V248H133ZM226 248V249H225ZM134 249V250H133ZM211 251H210V250ZM212 249H213V251H212ZM238 249V248H237ZM135 250H136V252H135ZM139 252H138V251ZM231 249H227V251L229 252ZM123 251V250H122ZM126 251V249L124 250V252ZM132 251H134V252H132ZM198 251V252H199ZM205 251H207L206 253H204ZM227 251H225V254L226 253H228ZM234 251V250H233ZM233 251L231 250L230 251V253L229 254H227L228 256L231 254V253H233ZM128 252V251H127ZM141 252V253H140ZM211 252V253H210ZM222 252V253H223ZM140 254V256H139V254ZM203 253H204V255H203ZM216 254V255H215ZM220 254V253H219ZM207 255V256H206ZM214 255V256H213ZM226 255V257H225V259L224 260H222V262H219V264H236V263H233V262H237L238 263V260L240 261L241 260V258H240V256L242 255V254H239V255H235V256H237V257H235L234 256V254H231V256H227ZM205 256V257H204ZM217 256V257H216ZM142 257V258H141ZM149 259H148V258ZM152 257V258H151ZM140 258H141V260H143V261H141L140 260ZM235 258H237L238 260L237 261H235ZM147 261H146V260ZM212 259V260H211ZM232 259H234L233 261H231ZM150 260H151V262H150ZM198 261H200V262H202V263H198ZM86 262L88 263V261H83V262H81L82 264H86ZM95 262L96 263H98V264H100L101 262H100V260L98 261V259H96V261H94V263H88V264H95ZM146 262V263H145ZM232 262V263H231ZM110 264V263H109Z\"/></svg>",
	"mask_w": 264,
	"mask_h": 264
}]
</instances>
